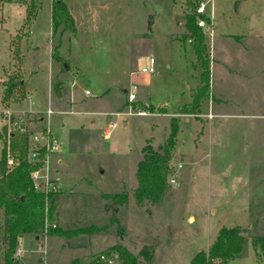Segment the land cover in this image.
Segmentation results:
<instances>
[{
	"label": "rangeland",
	"instance_id": "1",
	"mask_svg": "<svg viewBox=\"0 0 264 264\" xmlns=\"http://www.w3.org/2000/svg\"><path fill=\"white\" fill-rule=\"evenodd\" d=\"M63 2L73 31L51 32L50 0H41L33 18H26L22 6L2 5L0 90L8 78L21 79L24 98L5 109L12 119L25 113L23 124L32 131L40 129L42 113L52 111L43 122L59 144L62 162L54 203L57 227L100 231L74 237L84 238L86 246L72 245L73 238L66 236L35 240L24 235L18 264H87L115 245L134 255L152 249L151 260L140 264H184L196 251H205L221 227L234 226L242 229L245 244L228 264H264L250 243L264 236V0H212V8H206L208 22L201 30L209 87L198 115L203 124L181 116L188 124H180L167 188L154 205L132 197L140 149L146 140L154 149L161 144L169 119L199 85L191 46L183 37L184 1ZM96 3L108 11L98 10ZM150 59L153 72L140 73ZM56 83L64 100L59 104ZM70 93L71 107L65 101ZM129 93L135 95L131 105ZM2 106L0 99V111ZM133 107L146 116L122 115ZM148 107L152 111L143 109ZM5 125L0 119V133L16 157L10 144L26 135L15 132L8 139ZM122 192L127 202L112 222L107 197ZM4 249L0 242V264Z\"/></svg>",
	"mask_w": 264,
	"mask_h": 264
},
{
	"label": "trees",
	"instance_id": "2",
	"mask_svg": "<svg viewBox=\"0 0 264 264\" xmlns=\"http://www.w3.org/2000/svg\"><path fill=\"white\" fill-rule=\"evenodd\" d=\"M183 1L185 7L183 37L190 43L195 67L198 69L199 85L192 94L191 100L178 109L176 116L169 119L168 132L161 144L154 149L150 141L146 140L141 147V158L136 163L134 172L135 186L132 189V197L137 203L154 205L165 192L168 177L172 172L169 163L177 143L176 138L180 124H188L181 116L191 117L197 123L199 122L198 124H203L198 115L202 102L208 98L209 58L203 32L196 25V22L198 19L208 22V19L195 13L199 0ZM5 4L22 6L26 11V18L30 16L33 18L40 7L41 0H0V9ZM50 24L52 33L59 27L73 31V18L63 0H50ZM51 57L56 58L57 54L53 52ZM57 85V83L53 85L56 96L59 94ZM2 87L0 99L4 107L10 101H19L24 98L25 90L21 79L8 78ZM132 109L135 110V107ZM143 109L152 111L150 107ZM201 132L203 130H199L198 135ZM0 144L3 146L0 150V242L5 247L3 264H18L17 260L13 258V254L18 246V239L24 235L34 237L57 235L66 236L70 239L100 231L95 227L78 231L60 230L54 223L56 218L54 197L56 194L51 193L45 196L33 189L29 177L33 167L26 160L28 149L26 136L15 137L10 144L11 150L16 152V165L10 170L6 169L4 162L5 140L3 132L0 133ZM107 198H110L112 202L113 218L111 221L115 222L113 215L119 207L126 204L127 193L122 192ZM250 243L254 249L260 251L259 256L264 258V236H254ZM244 244L242 229L237 226L221 227L207 249L196 252L189 264H207L210 259L216 260L217 264H228L231 259L242 253ZM112 253L115 254L119 264H140V259L143 262H149L153 256L152 249H141L134 255L123 246L115 245L108 251L100 252L92 257L87 264H107L104 260H100L99 256L109 257ZM71 264H78V262L75 260Z\"/></svg>",
	"mask_w": 264,
	"mask_h": 264
},
{
	"label": "built area",
	"instance_id": "3",
	"mask_svg": "<svg viewBox=\"0 0 264 264\" xmlns=\"http://www.w3.org/2000/svg\"><path fill=\"white\" fill-rule=\"evenodd\" d=\"M212 0H200L195 9V13L199 16L206 15V8L210 6L212 8ZM205 21L203 19H198L196 25L199 28H203ZM189 42V41H188ZM153 60L150 59L148 64L144 67H141L139 72L143 74H151L153 72ZM74 82L71 83L73 85ZM85 95H88V91L84 92ZM135 99V95L129 93L127 95V102L131 104ZM25 113H20L16 117L17 119H12L11 115L14 114L8 112L5 107L2 106V110L0 111V119L6 123V137L9 139L13 136V133L18 132L19 134H24L28 140V149L26 153V160L33 167L32 171L29 173L30 180L32 182V186L34 191L43 193L45 196L48 194H57L58 186L50 179L49 177V157L56 153L59 144L53 138L49 130L45 127L46 123L43 122V118H40L41 127L38 131H32L28 129L25 124H23L24 118L21 115ZM52 114L50 109H47L46 112L42 113L43 117L48 118ZM125 116H138L144 117L146 113L140 110H134L132 108L129 109L128 112L122 113ZM4 136V135H3ZM7 139V140H8ZM5 140V138H4ZM4 162L6 169L10 170L16 165V157L9 150V143L5 140L4 146ZM180 168V165L177 166V169ZM170 185L175 183L174 179L171 178L169 181ZM53 227V226H52ZM20 250L18 247L16 248L13 258L16 259L20 255ZM100 260H104L107 264H115L116 256L111 255L109 257L99 256ZM207 264H217L216 260L210 259Z\"/></svg>",
	"mask_w": 264,
	"mask_h": 264
},
{
	"label": "crops",
	"instance_id": "4",
	"mask_svg": "<svg viewBox=\"0 0 264 264\" xmlns=\"http://www.w3.org/2000/svg\"><path fill=\"white\" fill-rule=\"evenodd\" d=\"M93 5H94V1H93ZM103 6H105V5H99L98 3H96L95 4V8H97L98 10H100V11H108V7L107 6H105V7H103ZM67 7V6H66ZM68 9V8H67ZM68 12H69V10H68ZM70 13V12H69ZM71 15V14H70ZM85 95V94H84ZM89 95V94H88ZM88 95H85V96H88ZM63 97H60V96H56V104H59L60 102H63L64 100L62 99ZM66 101V103L69 105V107H71L72 105H74V97L72 96V93H70L69 94V99L68 100H65ZM185 104V103H184ZM141 107H145L142 103L141 104H139ZM202 105V104H201ZM181 107V106H180ZM179 107V108H180ZM178 108V109H179ZM178 109H177V111H178ZM200 111H201V106H200ZM52 112V111H51ZM174 114V113H173ZM43 117V116H42ZM43 119H44V117H43ZM184 121L185 122H187V119H184ZM107 132H105V136H107ZM61 157H60V152H59V148H58V150H57V152L56 153H54V154H52L50 157H49V177H50V179L58 186V192H57V194H56V196L54 197V203L56 202V200H57V198H58V195H59V193H60V187H59V184H58V172H59V167L61 166ZM55 205V209H56V204H54ZM189 216H192V215H188L187 216V218L185 219L187 222H188V220H189ZM193 221H194V219H193ZM55 225L57 226V222H56V220H55ZM23 237V236H22ZM22 237H20L19 239H18V242H19V240L22 238ZM34 239L35 240H37L38 239V237H34ZM209 245V244H208ZM207 245V246H208ZM206 246V247H207ZM18 247V246H17ZM199 251H201V250H199ZM196 252H198V251H196ZM195 252V253H196ZM194 253V254H195ZM193 254V255H194ZM193 255H191V257H189L186 261H185V263L184 264H189V262H190V259L193 257Z\"/></svg>",
	"mask_w": 264,
	"mask_h": 264
},
{
	"label": "water",
	"instance_id": "5",
	"mask_svg": "<svg viewBox=\"0 0 264 264\" xmlns=\"http://www.w3.org/2000/svg\"><path fill=\"white\" fill-rule=\"evenodd\" d=\"M70 243L72 245H83V246H86V240L82 237H78V238H73L71 239Z\"/></svg>",
	"mask_w": 264,
	"mask_h": 264
}]
</instances>
